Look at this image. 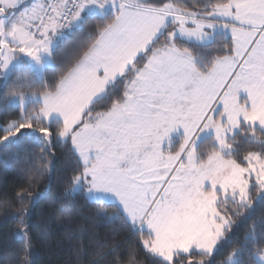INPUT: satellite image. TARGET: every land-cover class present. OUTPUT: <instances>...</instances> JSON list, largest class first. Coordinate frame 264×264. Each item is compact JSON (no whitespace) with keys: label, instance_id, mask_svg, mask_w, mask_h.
<instances>
[{"label":"snow or ice","instance_id":"obj_1","mask_svg":"<svg viewBox=\"0 0 264 264\" xmlns=\"http://www.w3.org/2000/svg\"><path fill=\"white\" fill-rule=\"evenodd\" d=\"M0 93L5 159L39 147L34 182L63 146L66 200L137 237L121 256L113 227L93 264H216L248 221L219 264H264V0H0ZM16 202L31 264V185Z\"/></svg>","mask_w":264,"mask_h":264},{"label":"trees","instance_id":"obj_2","mask_svg":"<svg viewBox=\"0 0 264 264\" xmlns=\"http://www.w3.org/2000/svg\"><path fill=\"white\" fill-rule=\"evenodd\" d=\"M182 2L191 6L194 0H182ZM71 46V41L66 42L57 53V57L64 56ZM2 94L0 93V96ZM16 114L15 110H10L8 113L0 111V125L6 120L15 118ZM206 149L207 144H203L200 150ZM12 151L16 153L15 158L5 159L4 149L0 146V202L8 200L13 205L6 207L0 203V264H16L13 255L15 245L9 242L16 226L13 218L14 207H18L16 193L30 185L37 201L31 218L32 248L29 257L31 264H93L98 259L96 255L99 251L98 245L110 239L113 227L120 229L116 242L121 245V256L125 255L129 245L136 243L137 237L128 230L120 228L119 224L106 225L96 219L97 206L86 203L82 196L78 195L66 200L65 189L71 173L68 170L66 149L63 146L57 147L55 154L47 157L50 161L49 170L34 182L30 180V176L36 172V166L39 164V147L32 145L30 153L17 151L15 148ZM62 207L69 208L73 215L70 218L62 216L60 211ZM106 210L109 214L114 211L107 207ZM81 214L88 219H82ZM260 214L261 209L258 208L256 215ZM251 223L252 221H248L238 229H234L231 242L216 255V264H219V261L235 247L236 240L243 236ZM81 228L84 229L83 232ZM70 233L76 238L70 239ZM77 239H82L84 244L88 245L86 253L76 251ZM89 241L94 243L89 244ZM140 258L144 260L143 253L140 254ZM111 259L112 256H105L104 259H99L98 264H108ZM147 264L151 262L147 261Z\"/></svg>","mask_w":264,"mask_h":264},{"label":"rangeland","instance_id":"obj_3","mask_svg":"<svg viewBox=\"0 0 264 264\" xmlns=\"http://www.w3.org/2000/svg\"><path fill=\"white\" fill-rule=\"evenodd\" d=\"M27 2H28V3H31V2H32V0H27ZM37 2H39V0H37Z\"/></svg>","mask_w":264,"mask_h":264}]
</instances>
